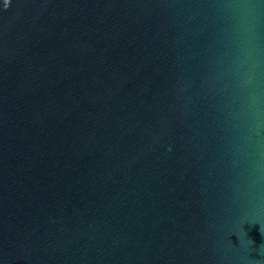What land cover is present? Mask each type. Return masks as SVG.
Instances as JSON below:
<instances>
[{
  "label": "water",
  "instance_id": "95a60500",
  "mask_svg": "<svg viewBox=\"0 0 264 264\" xmlns=\"http://www.w3.org/2000/svg\"><path fill=\"white\" fill-rule=\"evenodd\" d=\"M261 226L264 0H0V264H264Z\"/></svg>",
  "mask_w": 264,
  "mask_h": 264
},
{
  "label": "clouds",
  "instance_id": "9594fccd",
  "mask_svg": "<svg viewBox=\"0 0 264 264\" xmlns=\"http://www.w3.org/2000/svg\"><path fill=\"white\" fill-rule=\"evenodd\" d=\"M260 230H261L262 233H264V228H262V226H261V229ZM248 243L250 244L251 242L248 241ZM261 247H264V246H261ZM253 264H259V262L258 261H255V262H253Z\"/></svg>",
  "mask_w": 264,
  "mask_h": 264
}]
</instances>
